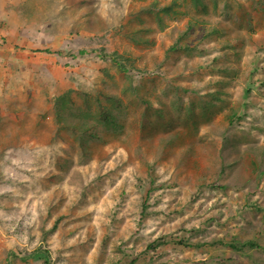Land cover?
Segmentation results:
<instances>
[{"label": "rangeland", "instance_id": "rangeland-1", "mask_svg": "<svg viewBox=\"0 0 264 264\" xmlns=\"http://www.w3.org/2000/svg\"><path fill=\"white\" fill-rule=\"evenodd\" d=\"M153 1L0 0V264H264V0L140 12ZM69 89L122 101L101 98L119 124L98 126L87 153L55 123ZM74 100L63 123L86 130L96 105ZM163 108L197 124L166 128ZM226 130L242 162L216 181ZM252 239L261 248L242 247Z\"/></svg>", "mask_w": 264, "mask_h": 264}, {"label": "trees", "instance_id": "trees-1", "mask_svg": "<svg viewBox=\"0 0 264 264\" xmlns=\"http://www.w3.org/2000/svg\"><path fill=\"white\" fill-rule=\"evenodd\" d=\"M196 2L197 5H199V1L200 0H194ZM178 0H171L170 4L168 6H165L164 8H161L160 11L163 12H171L173 7L175 5H177ZM159 6V0H154L150 5L142 7L140 9L141 13H151L153 12L155 9H157ZM139 12V13H140ZM138 12L136 13H132L131 14V18H136L139 19V14ZM132 20V19H131ZM217 31V29H213V31ZM213 31H208V34H206V36L209 35H213L216 34L218 32H213ZM129 39L131 41H134L135 43H139V40H135L134 38L129 37ZM148 41H146L145 43H147ZM172 50H175L174 47H172ZM83 52H81L82 54ZM119 57V58H118ZM116 58L113 59V62L117 65L119 71L121 72H126L127 70H129V68H133L134 67V61L133 59H131L130 57L126 56V55H122V56H118ZM231 81V80H230ZM244 84L247 85L249 88L252 87V83H248V81L246 82V79L244 80ZM248 88V90H249ZM248 90L246 92V96L248 95ZM137 91V90H136ZM223 90L219 89V92L221 93ZM217 94H219L217 92ZM74 95H77L78 97L82 98L83 100V106L86 108H90L91 106V102H94L96 105V113H91L90 111L86 112L83 114V116L87 119L93 118L94 122L93 124L89 125L86 130H81L80 127H73L71 125H68L66 123H63V115L66 111L72 109L73 106L76 105L75 100H74ZM212 96V95H211ZM245 96V95H244ZM243 98L241 99L239 105L246 106L247 104V100ZM213 99H216L218 101H222V99L220 97H215L214 95L212 96ZM101 98H104L105 100H107L109 103H111L112 109L114 110H120V108L122 107V101L118 96H114V95H109V94H103L101 93L100 95H94V94H90L87 92H82V91H77L74 89H69L67 91H65L63 94L57 96L54 98L53 100V110H54V114H55V123L58 125L59 128H64L67 130H70L72 133L76 134V135H81V142L80 145L82 147V149L85 151V153H87V144H86V140L85 138H94V131L95 129L102 125V126H114L119 124L118 121L116 122V117L113 113V111L111 109H108L106 106L103 105V103L101 102ZM136 102V100H134ZM139 103V102H137ZM136 103V104H137ZM211 101L210 102H202L201 101V106L202 108H205L208 106H210ZM233 108H231V111ZM236 111H234V113H232L227 119H228V123L229 125L233 126V125H240V121L244 120L246 118V114L240 116V114H238ZM147 113V112H146ZM156 115L158 116V119L161 121L162 125H164L166 128H174L173 126H175V122L179 121L182 126L184 125H188L189 123L191 124H197V121L195 120V117H191L190 115L187 116V119L182 118V115L176 116V118H172L171 113L164 110L160 109V110H155ZM203 117H207V112L204 111L203 114L201 115ZM250 116V114L247 115V117ZM192 118V121H191ZM148 120V117L146 114H144V116L142 117V125L143 127L146 126V121ZM178 125V124H177ZM231 134L230 131L226 130L225 134H223L224 138H226L225 143H224V149L226 147V149L222 151V156H221V166H220V171L219 174H213L210 171L207 173L208 174V182L209 183V188H213L215 186V181L211 180V177L215 175V180H221V179H225L227 176L226 175V170L232 169L236 166H238V164L241 161V154L235 155L239 150L240 147L239 145H234L233 147H228L227 148V144L229 143V141H227L229 135ZM178 136V134H177ZM179 141V140H178ZM180 142V141H179ZM192 146H188L186 149V152H195L193 151V149L191 148ZM227 153V154H225ZM185 157H183L184 159ZM230 160V161H229ZM250 165L253 166V171L257 172L258 166H257V162L255 161H251ZM207 184V183H206ZM221 187L225 188V184L222 185ZM147 202L148 201H144L143 202V210L147 211ZM257 205V204H255ZM142 212V218L144 217L145 212ZM164 237V236H163ZM163 239V238H162ZM163 241V240H161ZM185 241L183 239L180 238L179 243L180 244H185ZM221 244V243H220ZM161 244L160 240L157 241H153L152 243H150L148 245L149 250H153L154 248L159 247ZM188 246V244H186ZM228 247H230L233 250H239L240 246L238 244H228ZM242 247L245 248H261L260 245L258 244L257 241H255V239H252L248 242H244L242 244ZM38 252V250H37ZM218 259H221V256L218 257ZM24 261H26V258L23 259ZM223 262V259L221 260Z\"/></svg>", "mask_w": 264, "mask_h": 264}]
</instances>
